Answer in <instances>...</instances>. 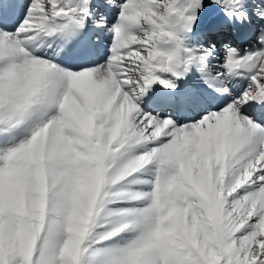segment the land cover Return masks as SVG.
<instances>
[{"label": "snow or ice", "instance_id": "snow-or-ice-1", "mask_svg": "<svg viewBox=\"0 0 264 264\" xmlns=\"http://www.w3.org/2000/svg\"><path fill=\"white\" fill-rule=\"evenodd\" d=\"M0 264H264V0H0Z\"/></svg>", "mask_w": 264, "mask_h": 264}]
</instances>
